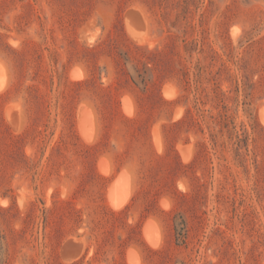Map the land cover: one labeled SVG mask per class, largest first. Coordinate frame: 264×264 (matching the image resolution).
Here are the masks:
<instances>
[{"label": "rangeland", "instance_id": "rangeland-1", "mask_svg": "<svg viewBox=\"0 0 264 264\" xmlns=\"http://www.w3.org/2000/svg\"><path fill=\"white\" fill-rule=\"evenodd\" d=\"M132 259L264 264V0H0V264Z\"/></svg>", "mask_w": 264, "mask_h": 264}, {"label": "bare ground", "instance_id": "bare-ground-1", "mask_svg": "<svg viewBox=\"0 0 264 264\" xmlns=\"http://www.w3.org/2000/svg\"><path fill=\"white\" fill-rule=\"evenodd\" d=\"M129 22V21H128ZM138 32V31H137ZM132 33V32H131ZM136 35H137V33H136ZM80 71V70H79ZM75 72V71H74ZM76 73V72H75ZM74 73V74H75ZM78 73V74H77ZM76 73V75L78 76L80 73L79 72H77ZM73 74V73H72ZM73 75H71V79L72 78H74L75 79V75H74V77H72ZM77 76H76V78H77ZM81 77H82V75H80ZM79 78V77H78ZM73 80V79H72ZM128 99V98H127ZM124 104V103H123ZM86 109V108H85ZM132 110V109H131ZM81 111H83V109L81 110ZM126 111V110H125ZM82 114V112L80 113V115ZM85 114V113H84ZM90 114V113H89ZM83 115V114H82ZM92 116V115H91ZM80 117H82V116H80ZM87 119V118H89V117H84V119ZM91 118V117H90ZM82 119V118H81ZM83 120V119H82ZM81 121V120H80ZM92 121V120H91ZM93 122V121H92ZM82 124L80 125L81 126V130H84V133L85 134H90V131L88 130V129H90V128H88V126H89V119L88 120H84V121H82L81 122ZM88 128V129H87ZM80 130V131H81ZM86 131H88V132H86ZM83 132V131H82ZM83 134V133H82ZM88 136H90V135H88ZM84 137H86V136H84ZM88 139V138H87ZM103 162H101V164H102ZM106 168V167H105ZM106 170V169H105ZM103 172V171H102ZM105 172H107V170L105 171ZM104 173V172H103ZM125 175V174H124ZM123 175V173H121V175H119V177H117L115 180H114V182L110 185V187H109V189H108V194H107V199L109 200L108 202H109V205L111 206V208H113V209H120V207L124 204V203H126V199H129L128 198V196H130L129 194H131V193H129V191L131 190V189H129L128 188V180H127V178H126V175L124 176ZM119 207V208H118ZM123 207V206H122ZM147 224H146V226H145V228H144V232H145V235H146V238H147V240H148V242L150 243V244H155L156 243V238L158 237V235L159 234H157V233H155L156 232V230H157V228L155 227V224H153V222H146ZM156 228V229H155ZM154 234H157V235H154ZM156 236V237H155ZM160 237V236H159ZM72 243V242H71ZM70 243V244H71ZM159 243H160V241H159ZM75 244V243H74ZM66 245V244H65ZM72 245V244H71ZM81 245V244H80ZM159 246V245H158ZM63 250V249H62ZM132 251V250H128V255H129V257H130V254H131V257L133 256L132 255V253L133 252H130ZM62 253V252H61ZM76 254H77V252H76ZM134 254V253H133ZM128 255H127V260H128ZM135 257V256H134ZM133 257V258H134ZM133 260V261H132ZM132 260H130V261H132V262H130V263H133V264H136L135 262H134V260L135 259H132ZM66 262H68V261H66ZM136 262H138V260H136Z\"/></svg>", "mask_w": 264, "mask_h": 264}]
</instances>
